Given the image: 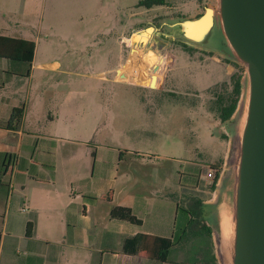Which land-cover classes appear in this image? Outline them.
<instances>
[{"label": "crops", "instance_id": "crops-1", "mask_svg": "<svg viewBox=\"0 0 264 264\" xmlns=\"http://www.w3.org/2000/svg\"><path fill=\"white\" fill-rule=\"evenodd\" d=\"M49 1L53 10L65 3ZM212 1L181 0L178 13L194 19ZM188 4L193 7L183 13ZM161 7L171 6L166 1ZM29 10L26 0H0V36L35 44L30 63L0 58V264H212V238L200 217L168 247L166 258L161 255L172 240L178 207L193 213L207 202L195 195V166L203 157L185 162L188 174L173 188L170 169L177 159L169 143L92 144L103 106L90 81L107 82L105 74L116 71L121 58L109 68L104 50H95L93 59L88 55L95 33L81 30V16L52 11L36 21ZM125 32L122 24L117 38ZM84 64L106 68L97 77L75 71ZM158 65L157 77L169 70L164 59ZM76 77L89 83L77 84ZM15 109L22 118L11 128Z\"/></svg>", "mask_w": 264, "mask_h": 264}, {"label": "rangeland", "instance_id": "rangeland-1", "mask_svg": "<svg viewBox=\"0 0 264 264\" xmlns=\"http://www.w3.org/2000/svg\"><path fill=\"white\" fill-rule=\"evenodd\" d=\"M140 1L142 0H65L55 10L50 6L49 0H26V3L36 21L42 20V17L45 21L52 11L71 12L81 16V30L87 32L94 29L95 33L89 35L91 40L88 55L93 59L95 50H104L106 67L109 68L114 67L119 57L121 58L116 71L105 74L107 82L90 81L97 101L103 106V119L91 138L92 144L133 147L151 142L157 147L161 142L166 145L169 143L171 148L168 151L177 159L172 161L170 169L173 188L177 178L188 174L185 162L199 155L203 159L195 166L199 190L195 195L208 201L213 194L209 189L212 182L206 180L203 172L206 167L219 168L221 172L224 167L223 154H226L231 137V132L225 127L227 123H221L212 109L216 108L217 96L230 92V76L239 73L242 77L244 67L229 57H222L228 50L217 27L206 46V50L212 54L197 47L196 52L188 53L175 44L179 41V34L177 26L172 24L184 16L178 13L180 9L177 4L181 0H166L171 7L156 6L150 9L138 7ZM212 3L215 7L216 0ZM192 7V4H188L182 12L187 14ZM122 24L126 30L125 35L117 38ZM215 58L224 65L216 64ZM162 59L167 61L169 70L157 77L160 70V65L157 64ZM227 65L232 68L231 74H227ZM106 67L89 68L84 64L82 67H75V71H92L97 77V70ZM118 71L121 77H118ZM126 73L133 77L139 73L143 75L144 81L140 84L112 81L115 77L126 80ZM150 74L151 82L147 84L145 80ZM76 80L77 84L89 83L88 79L80 77H76ZM167 87L168 91H163ZM47 111L55 113L54 108L49 105ZM179 144H182V148Z\"/></svg>", "mask_w": 264, "mask_h": 264}, {"label": "water", "instance_id": "water-1", "mask_svg": "<svg viewBox=\"0 0 264 264\" xmlns=\"http://www.w3.org/2000/svg\"><path fill=\"white\" fill-rule=\"evenodd\" d=\"M176 26L178 42L201 49L217 27L228 50L222 57L244 67L236 109L224 122L231 132L224 167L201 218L217 264H264V0H216Z\"/></svg>", "mask_w": 264, "mask_h": 264}, {"label": "trees", "instance_id": "trees-1", "mask_svg": "<svg viewBox=\"0 0 264 264\" xmlns=\"http://www.w3.org/2000/svg\"><path fill=\"white\" fill-rule=\"evenodd\" d=\"M165 5H166V0H142L139 2L138 7H144L146 9H150L152 7L165 6ZM175 44L179 45L184 51L188 53H193L197 51V49L190 47L183 42H175ZM34 49H35V44L33 42L0 36V58H7L11 60H18V61H24L30 63L33 59ZM230 80L232 85L230 92L224 96L223 95L217 96L215 102L216 108L215 110L212 109V111L215 112L216 117L221 123H224L230 119V117L232 116V114L236 109L237 102L240 96L241 74L239 73L232 74L230 76ZM21 118H22V110L21 109L13 110L9 119L8 127L16 128L20 124ZM215 170L218 173L220 172L219 168L218 169L215 168ZM218 173L209 187L211 192L214 191L215 183L219 175ZM200 205L201 202L198 203L199 207ZM201 215H202L201 209L192 213L191 211L185 209L184 207H178L177 218L175 223V231L172 240L170 242H166L164 249L161 251V255L163 256V258H166L168 247H171L172 245L179 243V240H181L180 235L182 236L185 233L186 229L190 228L195 222H197V219H199V217L201 218ZM186 217H189L188 218L189 220L185 225L184 222L182 221ZM202 229L206 234V236L211 240L210 228L206 225H203ZM212 264H216V260L214 256H212Z\"/></svg>", "mask_w": 264, "mask_h": 264}, {"label": "bare ground", "instance_id": "bare-ground-1", "mask_svg": "<svg viewBox=\"0 0 264 264\" xmlns=\"http://www.w3.org/2000/svg\"><path fill=\"white\" fill-rule=\"evenodd\" d=\"M132 68V67H131ZM130 68V69H131ZM128 69V68H127ZM138 69V68H137ZM128 72V71H127ZM135 72V71H134ZM123 75V74H122ZM126 76H127V79L126 80H124V81H127V82H132V83H135V84H140V83H142V81H144V80H142V78H143V75H141V74H139V73H137V75L136 76H131V75H127V73H126ZM118 77H121V74L119 73V76Z\"/></svg>", "mask_w": 264, "mask_h": 264}, {"label": "built area", "instance_id": "built-area-1", "mask_svg": "<svg viewBox=\"0 0 264 264\" xmlns=\"http://www.w3.org/2000/svg\"><path fill=\"white\" fill-rule=\"evenodd\" d=\"M217 171L211 167H206L205 171L203 172L204 176L206 177V179L210 180V181H214L216 175H217Z\"/></svg>", "mask_w": 264, "mask_h": 264}]
</instances>
